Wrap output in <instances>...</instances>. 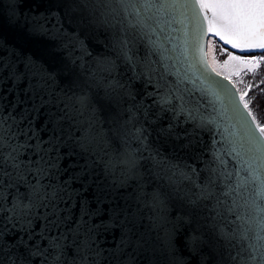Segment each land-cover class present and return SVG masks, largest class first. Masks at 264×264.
<instances>
[{
    "label": "snow or ice",
    "instance_id": "snow-or-ice-1",
    "mask_svg": "<svg viewBox=\"0 0 264 264\" xmlns=\"http://www.w3.org/2000/svg\"><path fill=\"white\" fill-rule=\"evenodd\" d=\"M0 264H264V0H0Z\"/></svg>",
    "mask_w": 264,
    "mask_h": 264
}]
</instances>
